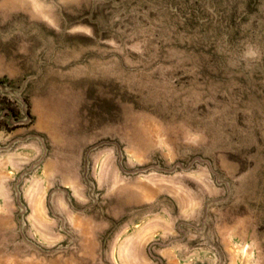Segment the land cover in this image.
Wrapping results in <instances>:
<instances>
[{"label": "rangeland", "instance_id": "obj_1", "mask_svg": "<svg viewBox=\"0 0 264 264\" xmlns=\"http://www.w3.org/2000/svg\"><path fill=\"white\" fill-rule=\"evenodd\" d=\"M6 103L0 264H264V0H0Z\"/></svg>", "mask_w": 264, "mask_h": 264}, {"label": "trees", "instance_id": "obj_2", "mask_svg": "<svg viewBox=\"0 0 264 264\" xmlns=\"http://www.w3.org/2000/svg\"><path fill=\"white\" fill-rule=\"evenodd\" d=\"M2 112L0 113V129H5L7 131L14 130L15 128L24 125V122L18 120V115L16 114L15 110L11 108L7 103L1 109ZM22 114L29 118V110L28 106L24 104V110H22Z\"/></svg>", "mask_w": 264, "mask_h": 264}]
</instances>
